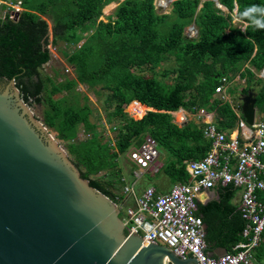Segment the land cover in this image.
I'll return each mask as SVG.
<instances>
[{
  "label": "trees",
  "instance_id": "obj_1",
  "mask_svg": "<svg viewBox=\"0 0 264 264\" xmlns=\"http://www.w3.org/2000/svg\"><path fill=\"white\" fill-rule=\"evenodd\" d=\"M118 1L20 0L23 9L17 19L9 14L0 18V81L15 79L25 102L41 107L42 120L65 143L82 177L115 202V189L122 191L128 167L127 151L145 135L157 140L163 157L155 175L173 184L189 180L186 160L200 159L211 149L199 124L176 123L168 111L204 107L215 112L219 128L237 125L235 109L216 93L222 76L244 79L242 94L254 90L258 112L264 113V79L257 74L264 68V29L254 24L264 20V0H219L227 12L213 0H174L170 13H160L155 0H122L107 20L101 19L104 7ZM252 7L258 10L250 11ZM44 16L52 20V40ZM193 23L196 37L185 33ZM49 44L73 66L75 77L59 81L42 73L52 57ZM169 61L172 66L162 67ZM80 85L99 97L105 94L113 137L99 130L89 95ZM229 92H234L232 87ZM128 105L129 113L139 118L126 111ZM155 175L145 174L142 186ZM215 189L217 198L199 202L198 214L207 225L205 239L209 251L219 246L233 251L244 240L247 222L235 201L238 189ZM263 252L261 245L259 257Z\"/></svg>",
  "mask_w": 264,
  "mask_h": 264
},
{
  "label": "water",
  "instance_id": "obj_2",
  "mask_svg": "<svg viewBox=\"0 0 264 264\" xmlns=\"http://www.w3.org/2000/svg\"><path fill=\"white\" fill-rule=\"evenodd\" d=\"M241 101L253 124L257 93ZM130 232L116 202L82 177L8 81L0 90V264H198Z\"/></svg>",
  "mask_w": 264,
  "mask_h": 264
},
{
  "label": "built area",
  "instance_id": "obj_3",
  "mask_svg": "<svg viewBox=\"0 0 264 264\" xmlns=\"http://www.w3.org/2000/svg\"><path fill=\"white\" fill-rule=\"evenodd\" d=\"M166 1L163 4L159 0V6L167 7L174 0ZM9 3L20 6L15 12L2 14L5 7L11 9ZM17 3L0 0V18L5 19L9 14L11 19H17L23 9L20 0ZM189 32V36L195 37L198 30L192 25ZM261 76L264 78V69ZM232 81L222 76L216 93L235 109L237 128L225 132L216 124L215 112L204 107L193 113L212 147L204 157L185 161L189 180L174 183L166 192L159 191L155 185L142 186L144 175L158 173L162 166L158 142L147 134L140 145H132L127 151L131 179L122 177V193L117 196L121 219L131 230L128 235L135 233L151 243L164 244L185 259L192 253L198 264H264V253L262 257L258 255V248L264 242V115H256L253 124L246 122L241 111L242 95L241 102L235 103L229 92ZM168 112L176 115L183 112L177 121L174 119L176 123L188 120L182 107ZM229 185L238 189L235 199L247 222L242 232L244 240L233 251L218 255L216 249L209 251L205 223L198 208L199 202L211 199L213 189Z\"/></svg>",
  "mask_w": 264,
  "mask_h": 264
},
{
  "label": "rangeland",
  "instance_id": "obj_4",
  "mask_svg": "<svg viewBox=\"0 0 264 264\" xmlns=\"http://www.w3.org/2000/svg\"><path fill=\"white\" fill-rule=\"evenodd\" d=\"M122 0H119L118 2H115V6L112 10H110L109 12H105V8L109 5H106L104 7V10H103V16H101V19H104V20H107L108 16L111 15L113 12H114V9L116 8V6L121 2ZM204 0H202L203 2ZM161 2V0H160ZM164 2L166 3V1L164 0ZM164 3V4H165ZM155 4L158 8V11L160 13H170L171 12V9H172V2L168 4L167 7H161L159 6V0H155ZM10 8L8 7H5L4 9H2V14L3 13H12V12H15L16 11V7L19 5L18 3L17 4H12V3H9L8 4ZM202 6V3L200 4ZM20 6V5H19ZM200 6V7H201ZM222 9H224V11H228L225 7H222ZM44 18L48 21L49 23V26H50V32H49V36H50V40H52L53 38V34H52V20L48 17V16H44ZM239 20L236 18L235 19V23L239 24V26H243L241 25L239 22ZM192 26L189 25L186 27L185 29V33L186 34H190L189 32V28ZM244 28V27H242ZM197 33L195 34V37H196ZM61 45H65L64 43H61ZM49 48H50V51H51V54H52V57H51V60L46 63L43 68H42V73L44 74H47L49 76H54L57 80H63V79H66V78H73L75 77V72L73 70V66L69 65L66 60L64 59V56L62 55V53L57 49L56 46H53L52 44H49ZM173 65V62L172 61H169L167 63H164L162 65V67H169V66H172ZM147 72V71H146ZM147 74V73H146ZM261 75V73H260ZM172 76V75H171ZM237 77V76H236ZM235 77V78H236ZM234 78V81L231 82L230 84V87H232V89L234 90V92L231 94L232 95V99L233 101H235V103H240L241 101L239 100V97L242 94L241 90L242 88L245 86V80L244 79H240V78ZM167 80H171V77H168ZM8 83V82H7ZM79 89L83 92V93H86L89 95V98H90V103L91 105L93 106V119L95 121L98 122V124H100L99 126V130H101L103 132V134L105 135V137H113L114 136V133L111 131V126L112 124H110L108 122V116L107 114L109 113L110 110L106 109V106L103 105V101H104V97H105V94H103L102 97H99L98 95L95 94V92L91 89H89L87 86L85 85H80L79 86ZM241 94V95H240ZM242 104V102H241ZM130 105V104H129ZM129 105L126 107V111L129 113ZM31 109L34 113L35 116L39 117L40 119H42V114H41V107L40 106H37L36 104H32L31 105ZM96 114H99L100 115V118L98 119H95V116ZM130 114V113H129ZM131 115V114H130ZM264 113H259L257 112V116H263ZM132 116V115H131ZM177 116V115H176ZM134 118H139L138 116H132ZM190 120H193V121H196V118L193 116V115H188V120L187 121H190ZM49 130L51 131V133L56 137V139L59 141L60 143V146L62 148H64L66 150V147H65V143L60 141L57 136H56V133L53 129L49 128ZM84 136V132H83V127L81 126L79 128V137H83ZM67 151V150H66ZM125 158V157H124ZM72 159V158H71ZM125 161H126V158H125ZM160 161L161 163H163V157L160 156ZM121 165H123V163L121 162ZM104 174V171L99 173V177H102ZM153 175V174H151ZM155 175V174H154ZM123 177H125L127 180H130L131 179V168H128V167H125L124 170H123ZM155 184H160L164 189L166 190H169L173 183H171L170 181L167 180V177L164 176V175H155L152 177V179L150 180V182H146L145 183V186H149V185H155ZM115 192L116 194H119L121 195L122 191H121V188L120 189H115ZM236 198V197H235Z\"/></svg>",
  "mask_w": 264,
  "mask_h": 264
},
{
  "label": "crops",
  "instance_id": "obj_5",
  "mask_svg": "<svg viewBox=\"0 0 264 264\" xmlns=\"http://www.w3.org/2000/svg\"><path fill=\"white\" fill-rule=\"evenodd\" d=\"M264 69V68H263ZM262 69V70H263ZM261 70V71H262ZM261 71L259 72V73H257L258 74V76L259 77H261V78H263L261 75H260V73H261ZM264 79V78H263ZM138 101V100H137ZM140 102V101H139ZM141 103V102H140ZM183 108V107H182ZM178 110V109H177ZM177 110H175V111H177ZM208 110V109H207ZM146 111H148V110H146ZM187 111V110H186ZM176 112H174L172 115L174 116V119H175V121H177L178 120V117L176 116V114H175ZM194 112H190V111H187V114L188 115H193L194 116V114H193ZM195 117V116H194ZM196 118V117H195ZM190 121H193V120H190ZM187 122H189V121H185L184 123H187ZM196 124H199V122H198V120H196V121H194ZM217 124V123H216ZM218 125V124H217ZM219 127V126H218ZM237 127L235 126L234 128H232V129H228V130H224L225 132H228V133H231L233 130H235ZM223 130V129H222ZM212 147V146H211ZM161 162V161H160ZM163 164V163H162ZM161 191V190H160ZM166 191H168V190H166V189H164V191H161V192H166ZM210 196H211V199H214V198H217L218 197V194H217V189H213L211 192H210ZM210 198L207 200V201H209V200H211ZM235 201H236V199H235ZM237 203V202H236ZM262 245H264V242L262 243ZM260 248V247H259ZM259 248H258V250H259ZM226 249L227 248H225V247H222V246H219V247H217L216 248V252L217 253H224V252H226ZM264 253V252H263ZM262 253V254H263ZM258 255H259V252H258ZM262 257V256H261Z\"/></svg>",
  "mask_w": 264,
  "mask_h": 264
},
{
  "label": "clouds",
  "instance_id": "obj_6",
  "mask_svg": "<svg viewBox=\"0 0 264 264\" xmlns=\"http://www.w3.org/2000/svg\"><path fill=\"white\" fill-rule=\"evenodd\" d=\"M222 7H224V6H222ZM226 8V7H225ZM224 10V9H223ZM256 10H258L256 7H252V8H250V11H256ZM238 19V18H237ZM194 24V23H193ZM192 24V25H193ZM254 24H255V26L257 27V28H262V29H264V20H256V21H254Z\"/></svg>",
  "mask_w": 264,
  "mask_h": 264
},
{
  "label": "bare ground",
  "instance_id": "obj_7",
  "mask_svg": "<svg viewBox=\"0 0 264 264\" xmlns=\"http://www.w3.org/2000/svg\"><path fill=\"white\" fill-rule=\"evenodd\" d=\"M166 1V0H165ZM167 2V1H166ZM161 3H165L164 2V0H161ZM116 4H115V2H111L106 8H105V12H109L110 10H112L113 8H114V6H115ZM182 114H183V112H178L177 113V116L178 117H181L182 116Z\"/></svg>",
  "mask_w": 264,
  "mask_h": 264
},
{
  "label": "flooded vegetation",
  "instance_id": "obj_8",
  "mask_svg": "<svg viewBox=\"0 0 264 264\" xmlns=\"http://www.w3.org/2000/svg\"><path fill=\"white\" fill-rule=\"evenodd\" d=\"M7 86V82L6 81H0V90H3L5 87Z\"/></svg>",
  "mask_w": 264,
  "mask_h": 264
}]
</instances>
